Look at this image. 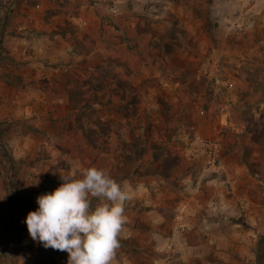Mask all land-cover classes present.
Instances as JSON below:
<instances>
[{"label": "rangeland", "instance_id": "rangeland-1", "mask_svg": "<svg viewBox=\"0 0 264 264\" xmlns=\"http://www.w3.org/2000/svg\"><path fill=\"white\" fill-rule=\"evenodd\" d=\"M125 19L143 32L137 42L121 40L117 25ZM82 20L85 36L67 21L62 27L81 41L86 63L59 76L52 92L58 106L75 110L80 105L79 112L63 109L60 124L42 110L14 112L6 120L0 112V193L8 192L0 200V245L6 247L0 249V264H62L60 251L31 238L24 246L15 234L27 230L24 218L36 209L26 191L38 187L31 184L36 178L40 183L59 156L69 164L67 170H54L62 177L80 178L82 169L95 167L120 185L141 181L156 188V204L164 203L168 212L186 203L191 229L197 230L199 216L214 212L209 208L216 197L231 199L233 206L221 214L228 218L222 231L246 232L252 253L248 264H264L261 183L244 164V156L259 162L264 134L257 124L250 131L229 118L231 106L253 88L244 80L259 68L264 72V0H95ZM257 89L264 100V82ZM250 107L248 116L264 123V102ZM75 123L92 129L108 149L86 144ZM136 136L179 151L190 160V169L165 179L146 175L139 161L127 164L122 156L132 150ZM208 140L217 144L214 165ZM133 166L138 171H131ZM246 202L248 207H242ZM207 236L199 232L197 239L204 243Z\"/></svg>", "mask_w": 264, "mask_h": 264}, {"label": "crops", "instance_id": "crops-1", "mask_svg": "<svg viewBox=\"0 0 264 264\" xmlns=\"http://www.w3.org/2000/svg\"><path fill=\"white\" fill-rule=\"evenodd\" d=\"M66 1L0 0V112L6 116L3 120L14 112L36 115L42 110L41 113L50 112L51 119L60 124L57 117L63 109L79 112L69 106H58L52 92L59 76H66L72 65L81 67L86 63L81 41L62 25L67 21L74 29L79 27L77 35L82 32L87 35L82 18L95 0H71L75 3L72 7ZM121 186L132 200L125 204L127 220L111 264H220L221 259L226 264L250 262L248 234L222 231L228 218L221 214L232 205L231 199L215 198L216 204L209 208L214 212L199 216L196 223V233L207 234L206 240L203 243L197 239L196 245H189L186 234L191 228L187 223L186 203L180 201L168 212L167 205L156 204V188L149 184L140 181L137 185ZM94 200L99 203L97 198ZM242 207H248V203ZM59 255L63 256L62 264H67L68 254L60 251Z\"/></svg>", "mask_w": 264, "mask_h": 264}, {"label": "clouds", "instance_id": "clouds-1", "mask_svg": "<svg viewBox=\"0 0 264 264\" xmlns=\"http://www.w3.org/2000/svg\"><path fill=\"white\" fill-rule=\"evenodd\" d=\"M51 192L36 197L37 207L24 218L28 234L45 249L66 252L67 264H111L126 223L127 190L95 167L80 178L61 177ZM39 179L31 185H38ZM8 194L0 193V200ZM92 198L99 203L92 206Z\"/></svg>", "mask_w": 264, "mask_h": 264}, {"label": "trees", "instance_id": "trees-1", "mask_svg": "<svg viewBox=\"0 0 264 264\" xmlns=\"http://www.w3.org/2000/svg\"><path fill=\"white\" fill-rule=\"evenodd\" d=\"M124 23V24H123ZM123 23L117 25L120 30V35L122 36V41L125 43L128 42H137L140 39L143 32L136 28H131L129 22L125 19ZM83 34V32L81 33ZM86 51V50H84ZM100 57L103 58L102 55ZM103 62V61H102ZM118 62L114 61L113 66H116ZM124 67L126 64H123ZM111 69V68H109ZM261 68L257 69L256 73H252L245 82H252L253 88L249 92H245L244 97L239 98L230 108L229 118L231 122L236 124H243L248 127L250 131H253V125L257 124L260 129V135L264 134V123L256 121L253 116H248V112L253 113V109L250 107V104L255 101L264 102L261 100V95H259L257 85L264 82V72L261 73ZM82 106H78V109H81ZM261 117L264 118V113L261 114ZM75 130L80 131L82 137L85 141L92 146L93 149L102 148L108 149V146H102L98 141L91 135L92 129L89 127L83 129L81 126L75 123ZM257 142V140H256ZM260 146L264 143V138L259 139ZM132 150L128 149V153L122 156V159L125 160L127 164L133 165L136 161H139L142 164H145L144 173L146 175H155L158 174L165 179H169L171 175L175 177H180L185 174L191 166V162L188 158L184 157L179 151L172 150L170 148L164 147L161 144L157 143L152 138H146L144 136H136L132 141ZM7 155V154H6ZM8 163H11L13 158L7 156ZM244 164L246 165L248 172L252 174L257 180L261 183V193L262 198L264 199V149L261 150V155L259 162H249L248 158L244 156ZM60 166L61 169L67 170L69 168L68 162L62 158L58 157L56 163L51 165L47 170L44 178L40 181L37 188L33 190L26 191L28 199H30L35 207L36 198L32 199L33 195H40L45 192L51 191L56 184H60L61 177L54 172L56 168ZM138 166H133V172L138 171ZM97 200L92 201V206L95 207ZM15 234L17 239L22 243V245H29L30 236L27 230L23 228L18 229ZM186 240L189 245H196L198 243L196 229L192 228L186 234ZM0 249H6L5 245H0Z\"/></svg>", "mask_w": 264, "mask_h": 264}, {"label": "built area", "instance_id": "built-area-1", "mask_svg": "<svg viewBox=\"0 0 264 264\" xmlns=\"http://www.w3.org/2000/svg\"><path fill=\"white\" fill-rule=\"evenodd\" d=\"M111 11L113 13H115L116 12V8L115 7L111 8ZM205 145L211 151L210 164L214 165V162H215V159H216V154L215 153H216V150H217V144H216V142H214L212 140H208V141L205 142Z\"/></svg>", "mask_w": 264, "mask_h": 264}]
</instances>
